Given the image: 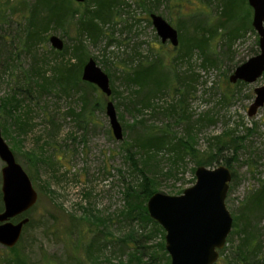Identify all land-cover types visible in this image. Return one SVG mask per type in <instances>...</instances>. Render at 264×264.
Returning <instances> with one entry per match:
<instances>
[{"label": "rangeland", "instance_id": "1", "mask_svg": "<svg viewBox=\"0 0 264 264\" xmlns=\"http://www.w3.org/2000/svg\"><path fill=\"white\" fill-rule=\"evenodd\" d=\"M32 1L0 0L1 136L38 195L31 210L12 220L15 224L28 218L29 222L16 246L0 245V264H145L151 256L162 258L165 232L136 216L128 220L125 188L135 187L141 181L139 172L144 171L154 193L180 195L194 184L196 163L208 158L216 138L231 134L245 141L229 169L234 176L225 205L233 223L217 263L232 261L239 242L237 235H231L233 226L241 227V216L249 208L247 200L259 181H264V106L253 117L247 116L253 90L264 86V73L252 84L229 82L238 66L259 54V37L251 26L253 12L247 0V5L245 0L234 1L239 11L249 7L253 33L247 31L246 23L237 26L239 32H233L236 26L221 24L219 0H110L114 11L103 36L95 44L86 39L79 59L72 56L77 40L74 22L51 29L46 40L29 50L24 46L27 8ZM69 2L79 16L87 7ZM151 14L176 29L181 47L174 50L160 43ZM201 34L208 37L204 52L194 50L177 67L176 56H183L187 45ZM51 35L69 47L65 57L50 54L54 51L48 42ZM89 59L109 79V101L122 128L120 141L111 133L106 98L81 80ZM63 62L76 68L83 63L66 88L57 85L51 70ZM152 62L161 64V79L171 71L184 82L176 78L161 87L148 108L137 114L134 105L140 95L125 77L138 65ZM36 65L46 70L45 82L35 77ZM48 79L54 84L49 85ZM161 134L168 136L171 145L146 163L142 142ZM183 145L193 148L194 158ZM2 167L0 160V171ZM258 220L264 257V216ZM70 221L75 224L72 229Z\"/></svg>", "mask_w": 264, "mask_h": 264}, {"label": "water", "instance_id": "2", "mask_svg": "<svg viewBox=\"0 0 264 264\" xmlns=\"http://www.w3.org/2000/svg\"><path fill=\"white\" fill-rule=\"evenodd\" d=\"M86 0H74L83 4ZM252 9L251 26L259 37V54L238 66L229 77L231 84H252L264 73V0H247ZM151 24L161 44L179 45L178 33L162 17L151 14ZM50 48L62 52L64 43L55 35L48 38ZM81 80L95 86L106 98L105 114L113 138L123 139L122 128L113 103L109 101L111 88L107 75L89 59L82 68ZM254 100L247 111L248 117L256 115L264 106V86L255 88ZM1 202L0 245L11 249L20 240L23 227L29 222L23 218L17 223L12 220L31 210L38 195L23 168L16 162L1 136ZM194 184L178 196L154 193L147 201L149 217L165 232V251L169 264H215L219 252L224 248L232 229L233 219L226 208L225 200L231 181V172L224 166L214 168L198 166L194 172ZM150 264V263H145Z\"/></svg>", "mask_w": 264, "mask_h": 264}, {"label": "trees", "instance_id": "3", "mask_svg": "<svg viewBox=\"0 0 264 264\" xmlns=\"http://www.w3.org/2000/svg\"><path fill=\"white\" fill-rule=\"evenodd\" d=\"M84 3L87 4V7L81 14V16H79L77 13L78 10L76 11V9H72L71 2H69V0H33L27 8L28 28L27 30H25L26 32L24 34V38L26 40L24 46L29 50L31 47H34L37 42L46 40L45 34L51 29H60L63 28L66 23L74 22L77 31V40L72 47V56L73 59H79L83 50H85L86 48V39L87 41L95 44L103 36L104 28L109 23L111 14L114 11L113 2H111L110 0H93L92 2L86 0ZM219 3L221 9L220 15L223 20L221 21V24L225 26L226 23V25L231 24L233 27L236 26V28L234 27L233 32H235L236 30L237 32H239L242 27L241 25H245L246 23L245 26L248 25L247 31L253 33L251 26H249L248 24V21L250 19V11L248 6L246 11L242 10L241 8V11H239L234 0H219ZM239 25L241 27H237ZM220 28L221 27L218 28V31L220 30ZM233 32L228 33L231 36ZM240 34H242L241 31ZM242 37L243 36L241 35V38ZM206 39H208V37H204L203 34H201V36L198 35L196 41H192L187 45L188 47L186 48L183 56H176V58L174 59V64L179 67L181 62L184 59L189 58L194 50H198L200 53H203L206 46L204 44V42H206ZM178 47H181V43H179ZM178 47L174 50H177ZM68 49L69 47L65 45L62 52L51 51L50 54H52L54 57H65L68 54ZM43 62L46 65V61ZM65 63L66 62H63L60 65H56L55 67H52L51 70L55 73L53 79H58L59 81L57 85L60 84L62 86H65L66 88L69 87L71 78H73L76 74L79 75L84 61L77 68L75 65L68 66L65 65ZM147 64L148 65L146 66L138 65L137 67L129 71L125 77V82L130 86L135 87L137 94L140 95L139 101L137 103L139 107H136L137 104L134 105V110L137 112V114H142L143 110L145 108H148L147 106L150 104L152 98L156 96L161 87L166 86V84L170 85L169 83L173 80H176V78L179 82H184V80L180 79L178 75L173 76L171 71H168L167 77L164 76L163 79H161L162 75L159 74H162L161 64L156 62ZM45 71L46 70L43 67L36 65L33 72L36 78H40L45 82L43 78ZM53 84L54 83L50 81L49 85ZM89 86L97 89L93 85L89 84ZM181 102L183 101L180 100L179 103ZM171 108L174 107L171 106ZM168 139L169 138L166 134H161L147 136L145 142L141 141L142 144L140 148L146 157L144 161L148 163L151 157L157 156V154L160 152V149L170 146V140ZM244 141L245 139H240L238 141L237 138L232 137V134L231 136L226 135L216 138V143L214 145V148L210 151L208 158L206 160H201L199 164L196 163V166L199 165L207 168H212L214 165L219 166L220 164L226 166L228 169H231L233 163L237 159L238 152L242 147L241 143ZM237 146L240 147L237 148ZM183 147L186 154L191 155L192 158L195 157L193 156L194 150L192 147L188 145H183ZM129 156L131 164H133L136 168L137 162L135 164L134 160H132V157H134V155L130 153ZM144 161L143 167L146 171V165ZM139 173L141 175V181L135 187L131 186L125 188V191L123 192L126 207V216L130 218L127 219L134 220V216H136L140 221L149 222L154 225L159 232V230L161 231V228L155 221H153L149 217L147 209L144 205L145 202L154 194L153 183L146 176L144 171H140ZM233 176L234 174L232 173V177ZM259 182L260 186L258 187V189L252 192L247 200V205L249 208L247 210L245 208L243 216H241V220L239 223V226L241 227H238L236 225L233 226V233L231 235H237L239 242L235 246V257L232 261H224L225 264H264V257H261V229H258V226L260 224L258 218L264 216V181ZM1 210L2 203L0 194V211ZM253 219L256 221H253ZM74 226L75 224L73 223V221H70V228L72 229L74 228ZM160 248L163 252V257H149L148 261L151 264L169 263L170 258L165 253L166 251L164 243L160 245ZM223 251L224 250L220 251L219 255L222 254ZM8 262H10L8 264H13L12 261ZM215 264L218 263L216 262Z\"/></svg>", "mask_w": 264, "mask_h": 264}]
</instances>
